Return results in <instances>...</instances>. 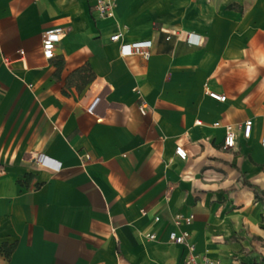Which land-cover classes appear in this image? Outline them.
Here are the masks:
<instances>
[{"label": "crops", "instance_id": "obj_1", "mask_svg": "<svg viewBox=\"0 0 264 264\" xmlns=\"http://www.w3.org/2000/svg\"><path fill=\"white\" fill-rule=\"evenodd\" d=\"M118 29L150 39L149 58L121 56ZM248 184L264 191V0H116L110 18L91 0H0V245L15 244L0 264H182L167 240L176 212L193 214L179 228L198 254L264 264V202Z\"/></svg>", "mask_w": 264, "mask_h": 264}, {"label": "built area", "instance_id": "obj_2", "mask_svg": "<svg viewBox=\"0 0 264 264\" xmlns=\"http://www.w3.org/2000/svg\"><path fill=\"white\" fill-rule=\"evenodd\" d=\"M93 4V10L97 17L99 18H110L114 15V9L116 6V0H91ZM64 34V29L62 26L55 25L45 29L41 35V54L42 57L46 60L53 58L55 54V49L57 44L60 42ZM176 36L177 41L186 42L189 44L199 43L197 40V36H193L184 31H180L178 33H171ZM109 41L112 43H118V50L121 56H133L138 55L144 59L149 58L150 56V48L152 46V42L150 39L138 40L133 42H124L123 32L122 30L118 29L115 32L109 35ZM170 34H168L165 39H169ZM23 51L19 50V54H22ZM5 62H8V59L4 58ZM204 93L209 97L218 100L224 101L225 95L218 94L216 92L210 91L205 88ZM95 101V102H94ZM96 99L94 98L93 101L88 105L87 110L94 111L96 108ZM94 102V103H93ZM117 104L113 103L112 105H107L106 108H116ZM105 109V108H104ZM139 112L141 114H145L147 109L145 108L144 104L141 103L138 106ZM96 111V110H95ZM100 111L99 113H101ZM196 124H200V121H196ZM251 124L252 121L247 119L243 122L241 126V135L244 138H248L251 131ZM219 123H214V126H218ZM223 127V146L228 149H233L236 146L237 142V130L231 124H224ZM174 154L179 159H185L187 157V151L184 148L182 143H176L174 148ZM33 160L36 164L41 165L45 168L51 169L49 167L50 160L47 157H44L42 154L36 156L33 154ZM31 156H28V159ZM84 158L88 159V154L83 156ZM155 222L159 220L158 216L153 218ZM193 220V214H182L176 212L172 214V223L174 228L168 231L167 240L170 243L179 245L184 250V255L182 258V264H223L217 259L210 258L204 254L200 255L196 252L194 244L190 240L189 232L186 229H180V225H189ZM145 238L148 240L155 239V234L147 232L144 234Z\"/></svg>", "mask_w": 264, "mask_h": 264}, {"label": "trees", "instance_id": "obj_3", "mask_svg": "<svg viewBox=\"0 0 264 264\" xmlns=\"http://www.w3.org/2000/svg\"><path fill=\"white\" fill-rule=\"evenodd\" d=\"M82 70H84V66L79 68V69H77V71H82ZM87 71H88L87 78L84 79V82L90 81L93 78V76H94L93 72H91L89 69ZM248 185L253 189L254 197L257 198L258 200H261V201L264 202V191L259 189V188H257V187H255V186H253V185H250V184H248ZM14 246H15L14 243H11V244L2 243L0 245V253H3V255L5 257H9V255L11 254Z\"/></svg>", "mask_w": 264, "mask_h": 264}]
</instances>
